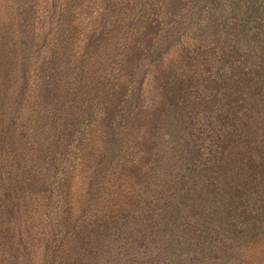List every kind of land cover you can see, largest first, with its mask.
I'll use <instances>...</instances> for the list:
<instances>
[{
	"label": "rangeland",
	"instance_id": "rangeland-1",
	"mask_svg": "<svg viewBox=\"0 0 264 264\" xmlns=\"http://www.w3.org/2000/svg\"><path fill=\"white\" fill-rule=\"evenodd\" d=\"M183 192L208 264H264V0H0V264H102Z\"/></svg>",
	"mask_w": 264,
	"mask_h": 264
},
{
	"label": "trees",
	"instance_id": "trees-1",
	"mask_svg": "<svg viewBox=\"0 0 264 264\" xmlns=\"http://www.w3.org/2000/svg\"><path fill=\"white\" fill-rule=\"evenodd\" d=\"M248 97L250 98V103H255L257 101V99H254L251 95ZM236 165V169L238 171H243L245 175L246 173H251L245 164L239 162ZM235 175L237 176L238 173L235 172L234 176ZM223 177L226 178L227 182L234 179L233 177L229 176ZM251 185L258 187L256 183ZM237 186H240L239 189L243 190L245 184L238 181ZM254 192L255 190L252 188L251 193ZM195 194L196 193L188 192L179 193L176 196V199L178 200L175 201V204L173 207H171V210L166 207L161 208L162 211L157 214V220L155 219L156 222L153 224L158 226L155 232L149 229L150 226L147 228L150 222L146 223V221L150 220L152 217L148 218L146 221L143 220L131 223V225L133 224L134 228L130 233H126L125 229L120 228L121 224L119 223L113 222L112 224H109V226L106 225L104 231L95 234L93 237V247L96 249V251L102 252V264H124V262L125 264H208L209 261L207 260V256L209 253H207L205 256L203 250L200 249L198 241L200 240L199 237L203 234V232L207 231L208 227L206 225L208 224L211 214L218 218L219 223L222 222L224 216L226 219V215L223 214L219 209H210V211L205 213L206 222L204 224L199 223L200 229L195 225L193 228H191L186 225H180V222L178 224L172 223L174 222L172 221L174 219L173 212H178L181 218L183 216H187L188 213L186 211L179 210H185L188 201H195L196 197L193 196ZM246 196L250 195L247 194ZM251 197L259 196L256 194L251 195ZM141 229L142 236L139 234ZM122 231L127 235V237H125L123 240L120 237H113L117 232L122 234ZM184 235H189L190 238L187 239L192 240L193 243H183L181 247H178V243L175 240H177V237H183ZM128 238H132L134 241L137 239L139 242L144 243L147 249L144 252L139 251L136 246H133L132 244L129 245ZM214 252L217 256H220L219 253L222 251L217 250Z\"/></svg>",
	"mask_w": 264,
	"mask_h": 264
}]
</instances>
